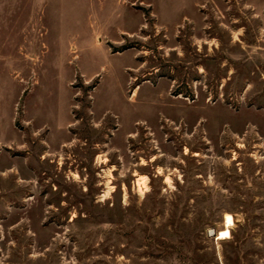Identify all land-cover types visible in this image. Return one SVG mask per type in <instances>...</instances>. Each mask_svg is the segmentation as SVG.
Listing matches in <instances>:
<instances>
[{"label":"rangeland","instance_id":"rangeland-1","mask_svg":"<svg viewBox=\"0 0 264 264\" xmlns=\"http://www.w3.org/2000/svg\"><path fill=\"white\" fill-rule=\"evenodd\" d=\"M0 264H264V0H0Z\"/></svg>","mask_w":264,"mask_h":264},{"label":"bare ground","instance_id":"bare-ground-1","mask_svg":"<svg viewBox=\"0 0 264 264\" xmlns=\"http://www.w3.org/2000/svg\"><path fill=\"white\" fill-rule=\"evenodd\" d=\"M226 224H227V228L223 231H220L219 233V236H218L219 240H229L232 238L231 229L236 224L235 218L233 217V215H228L226 217Z\"/></svg>","mask_w":264,"mask_h":264},{"label":"water","instance_id":"water-1","mask_svg":"<svg viewBox=\"0 0 264 264\" xmlns=\"http://www.w3.org/2000/svg\"><path fill=\"white\" fill-rule=\"evenodd\" d=\"M212 234H213V236H215V237H218V236H219V233H216V232H213Z\"/></svg>","mask_w":264,"mask_h":264}]
</instances>
